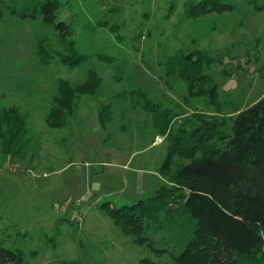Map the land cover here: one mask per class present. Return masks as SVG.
Listing matches in <instances>:
<instances>
[{
  "label": "rangeland",
  "instance_id": "1",
  "mask_svg": "<svg viewBox=\"0 0 264 264\" xmlns=\"http://www.w3.org/2000/svg\"><path fill=\"white\" fill-rule=\"evenodd\" d=\"M185 1L61 0L51 24L42 16H0V107L20 106L40 144L32 163L0 166V242L22 248L28 264H138L146 256L175 264L169 252L136 244L99 208L105 201L133 204L170 186L171 176L161 172L168 140L142 93L173 112V129H192L201 116L228 119L264 95V11L235 0L233 11L196 19L186 15ZM70 29L79 51L91 56L72 68L57 53ZM41 41L52 47L48 64L37 54ZM195 48L214 59L219 112L206 97L187 96L184 79L166 72L171 56ZM89 69L102 78L99 90L82 95L70 125L48 127L58 80L83 81Z\"/></svg>",
  "mask_w": 264,
  "mask_h": 264
},
{
  "label": "trees",
  "instance_id": "2",
  "mask_svg": "<svg viewBox=\"0 0 264 264\" xmlns=\"http://www.w3.org/2000/svg\"><path fill=\"white\" fill-rule=\"evenodd\" d=\"M250 2L264 11L263 2ZM184 4L186 15L196 19L237 7L235 0H186ZM61 5V0H0V16L10 13L24 20L42 16L51 24ZM68 34L72 35L71 29ZM65 42L67 46L57 53L68 67L91 57L79 51L75 37ZM50 49L45 41L40 42L37 54L42 64L50 62ZM213 62L209 52L195 48L177 59L171 56L166 72L184 79L187 96L206 97L218 110L223 102L210 74ZM101 84L96 69H89L86 78L77 83L60 78L45 116L47 126L70 125L82 95L95 94ZM142 95L147 99L143 107L153 111L155 128L168 140L161 172L171 176L170 186L162 185L133 204L116 206L105 201L99 208L136 244L157 255L169 252L175 264H264V95L228 117L230 126L227 117L214 114L211 120L201 116L200 124L192 129L188 125L173 129V112ZM39 151L28 114L15 104L1 106L0 166L14 159L32 163ZM0 264H28L27 255L22 248L0 242ZM138 264L157 263L146 256Z\"/></svg>",
  "mask_w": 264,
  "mask_h": 264
}]
</instances>
